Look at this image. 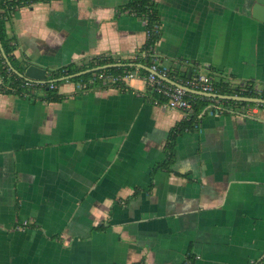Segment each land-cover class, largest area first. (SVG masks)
I'll return each mask as SVG.
<instances>
[{
  "label": "crops",
  "instance_id": "obj_1",
  "mask_svg": "<svg viewBox=\"0 0 264 264\" xmlns=\"http://www.w3.org/2000/svg\"><path fill=\"white\" fill-rule=\"evenodd\" d=\"M129 1L23 5L8 23L15 54L46 69L100 55L135 59L147 32ZM254 2L156 0L151 59L180 83L191 69L216 87L263 93L264 21L253 17ZM139 65L123 87L81 89L65 78L58 101L39 89L0 91V264L264 259V106L206 112L178 134L169 167L155 169L186 115L153 100Z\"/></svg>",
  "mask_w": 264,
  "mask_h": 264
},
{
  "label": "trees",
  "instance_id": "obj_2",
  "mask_svg": "<svg viewBox=\"0 0 264 264\" xmlns=\"http://www.w3.org/2000/svg\"><path fill=\"white\" fill-rule=\"evenodd\" d=\"M37 1H47V0H0V78H1V85L0 91H5L7 93L10 92H18L22 94H29L31 96H36V90L34 88L26 86L23 84V76L16 73L13 69L10 68L8 65L5 57L1 52V46L7 55L8 59L10 60L11 64L19 71L24 72L25 69L32 64L33 62L26 56H16L15 49L18 46L17 36L9 32L8 23L14 16L15 12L23 5H29ZM129 12L136 13L143 18L147 19V26L152 27L155 22H160V16L157 10V3L156 0H131L127 3L124 7ZM160 33H153L145 43V45L141 48L146 53L145 55H139L135 59H117L111 55H100L93 57V60L84 62L83 64L77 63H68L64 66L54 68V69H46L48 79L54 81L57 85L58 83L62 82L65 79H60L66 75H70L76 73L81 70H85L92 67H98L109 63L119 62L120 65L111 66L107 68H101L100 70L112 72L115 74L124 75L126 72H131L132 70L136 69L139 62L141 65L138 66V70L142 74H147L149 72L148 66L151 63L152 51L150 47L156 43L159 39ZM141 55V56H140ZM146 64V65H145ZM94 71H89L83 73L78 76L69 77L72 80H84L90 79L92 77ZM169 75H171L169 73ZM186 75V74H185ZM182 80L181 83L185 81ZM94 83H102L101 80H95ZM104 85V84H103ZM107 85V84H105ZM118 87H123V82L118 81L117 83H113ZM218 87L215 86V90L221 94H233L239 93L241 95H260L264 96V92L258 94L259 92L250 91V90H240L238 87L236 90H230L226 88L224 83H217ZM149 89L152 93L153 100L157 99L159 103L165 100V96L160 93L159 91L155 90L152 86H149ZM41 96L49 101H58L63 98V95L57 91L56 87H50L49 83H45L43 85V94ZM192 101H193V111L189 114H185V118L180 120L172 129L169 142L167 143V157L165 160L157 163L155 165V169L159 167H166L168 168L169 165L173 162L175 158V145H176V138L178 134L186 131L192 130L199 126L200 118L208 111H226L228 105L234 104H256L255 102L245 101V100H234V99H225L219 98L213 100L212 97L201 95L195 92H192ZM259 105L264 106V103H259ZM211 106L212 109L209 107ZM229 109V108H228Z\"/></svg>",
  "mask_w": 264,
  "mask_h": 264
},
{
  "label": "built area",
  "instance_id": "obj_3",
  "mask_svg": "<svg viewBox=\"0 0 264 264\" xmlns=\"http://www.w3.org/2000/svg\"><path fill=\"white\" fill-rule=\"evenodd\" d=\"M146 25L147 32V40L153 33H160L161 31V23L155 22L152 27L147 26V19L143 18ZM157 42V41H156ZM156 43H154L150 50L152 51V56L154 53ZM136 57L141 53V55H145V51L139 49ZM140 55V56H141ZM149 72L146 74V79L148 81L149 86H152L155 90L159 91L165 96V100L161 102V104L167 105L172 108H178L184 111L185 114H189L193 111V101H192V91H190L187 87L195 90H201L208 93H215V83L212 76L205 72H198L196 74H191L188 76L185 81L182 83L183 85L169 82L165 79V77H169L170 68L166 66H160L157 60L151 59V63L148 66ZM126 75H132L131 72H126L124 75L115 74L112 72H107L103 70H95L90 79L77 80V86L81 89H87L93 84H95V80H101L103 84H113L118 81H122ZM47 79V80H46ZM45 80L25 77L23 76V84L29 87L34 88V90L39 89L43 91V85L45 83H49L50 87H56L57 85L53 80L48 79V75ZM244 90H250L255 92H261V89L254 88L253 86L246 85L244 86ZM212 97L213 100H216L218 97ZM159 103L157 99L154 100ZM212 109V107H210ZM188 264H194L193 260H189ZM250 264H264V259L256 260L252 259Z\"/></svg>",
  "mask_w": 264,
  "mask_h": 264
},
{
  "label": "water",
  "instance_id": "obj_4",
  "mask_svg": "<svg viewBox=\"0 0 264 264\" xmlns=\"http://www.w3.org/2000/svg\"><path fill=\"white\" fill-rule=\"evenodd\" d=\"M252 15L256 19L264 21V0H255V2L253 3V6H252ZM1 52H2L3 56L5 57L8 65L10 66V68L13 69L19 75L25 76V77L42 79V80L46 79L47 71H46L45 67L37 65L35 63H32L25 69L24 72H19L11 64V62L8 59L7 55L5 54L2 46H1ZM117 65H120V63L119 62H114V63H109V64H105V65L98 66V67H92V68H88V69H85V70L78 71V72L70 74V75H66L64 77H61L60 79L74 77V76H78V75H81V74L89 72V71H95V70H99L101 68H107V67L117 66ZM190 75H191V69H189V73H188V76H190ZM165 79L168 80L169 82L183 85L182 83L177 82V81L173 80L170 77L166 76ZM187 88L190 91H192V92H195V93H198V94H201V95H206V96H215V97L225 98V99L245 100V101H250V102L264 103V98L260 97V96H250V95H241V94H221V93H218V92L208 93V92H204V91H201V90L191 89L189 87H187Z\"/></svg>",
  "mask_w": 264,
  "mask_h": 264
}]
</instances>
